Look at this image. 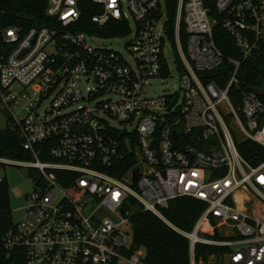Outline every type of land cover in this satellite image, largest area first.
Wrapping results in <instances>:
<instances>
[{
    "label": "built area",
    "instance_id": "built-area-1",
    "mask_svg": "<svg viewBox=\"0 0 264 264\" xmlns=\"http://www.w3.org/2000/svg\"><path fill=\"white\" fill-rule=\"evenodd\" d=\"M44 17L0 27V99L28 155L3 163L36 171L0 264H144L138 210L188 240L189 264H264V86L238 78L264 59V0H46ZM119 37L125 52L105 43ZM174 71L177 90L148 94ZM178 197L204 204L190 230L163 213Z\"/></svg>",
    "mask_w": 264,
    "mask_h": 264
},
{
    "label": "trees",
    "instance_id": "trees-1",
    "mask_svg": "<svg viewBox=\"0 0 264 264\" xmlns=\"http://www.w3.org/2000/svg\"><path fill=\"white\" fill-rule=\"evenodd\" d=\"M46 0H0V27L17 25L28 28L32 25L46 24L44 8ZM172 8V7H171ZM117 31L110 32V35ZM107 34V33H106ZM216 42L226 55H237L231 38L223 30L218 29ZM238 78L243 88L264 86V59L245 60L240 68ZM264 100V96H261ZM12 118L8 116L5 126L0 127V158L10 160L27 159V153L22 149L21 138L11 126ZM239 150L244 158L253 160V152L260 150L256 143L243 141ZM5 164V163H4ZM204 209L199 200L189 197L172 199L163 210L166 218L179 228L190 230ZM11 211L5 179H0V231L11 226ZM132 243L134 248L144 249V264H189L188 240L176 233L169 226L149 211H136L131 218ZM203 234L209 238L219 237L214 220L207 219ZM221 252V249L196 245L195 257L206 253Z\"/></svg>",
    "mask_w": 264,
    "mask_h": 264
},
{
    "label": "rangeland",
    "instance_id": "rangeland-1",
    "mask_svg": "<svg viewBox=\"0 0 264 264\" xmlns=\"http://www.w3.org/2000/svg\"><path fill=\"white\" fill-rule=\"evenodd\" d=\"M128 40L127 37H119L106 41L105 43L121 52H125L124 43ZM131 58L129 62L131 63ZM151 85L149 87V95H157L167 91H175L178 88L177 73L174 71L173 77H169L166 80H151ZM85 84H82L84 87ZM20 87L18 85L13 86V91L18 93ZM47 102L41 105L40 111L47 107ZM11 113L9 110L5 109L3 103L0 99V127L5 126V121ZM6 158H0V179H5V184L9 199V208L11 211V220L13 222H18L24 214L23 206L26 205V193L31 191L32 181L36 175V171L17 165L14 163H6L3 161ZM143 254H145L144 249L141 248Z\"/></svg>",
    "mask_w": 264,
    "mask_h": 264
},
{
    "label": "water",
    "instance_id": "water-1",
    "mask_svg": "<svg viewBox=\"0 0 264 264\" xmlns=\"http://www.w3.org/2000/svg\"><path fill=\"white\" fill-rule=\"evenodd\" d=\"M72 129L75 130V131H80V130H85V129H87V128H86V127H84V128H76V127H73ZM174 136H175V134H174ZM154 144H156V142H155ZM137 172H138L137 169H134V170H133V180H134V181H135V179H136ZM220 263H221V259H220Z\"/></svg>",
    "mask_w": 264,
    "mask_h": 264
}]
</instances>
